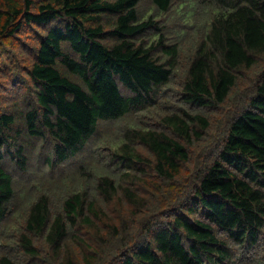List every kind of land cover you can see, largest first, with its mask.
<instances>
[{
  "label": "trees",
  "instance_id": "trees-1",
  "mask_svg": "<svg viewBox=\"0 0 264 264\" xmlns=\"http://www.w3.org/2000/svg\"><path fill=\"white\" fill-rule=\"evenodd\" d=\"M0 264H264V0H0Z\"/></svg>",
  "mask_w": 264,
  "mask_h": 264
},
{
  "label": "rangeland",
  "instance_id": "rangeland-1",
  "mask_svg": "<svg viewBox=\"0 0 264 264\" xmlns=\"http://www.w3.org/2000/svg\"><path fill=\"white\" fill-rule=\"evenodd\" d=\"M99 128H100V134L102 136L114 134L115 132V130L109 125L102 124L101 126H99ZM96 153L98 152L91 143L89 147H86L84 148V150H82L77 160L73 161L70 165L62 166L61 168H59V173H62L64 175L67 174L66 176L71 175L72 172L76 170V167L79 164H83V165L85 164V160H87L89 164L90 162H95L96 160L95 158L98 157V154ZM43 183L47 185L48 179L46 178V180ZM30 186H32V184L28 182V179L25 178L24 175L16 178L15 181L16 192L14 199L12 201V208L18 209L20 215L24 212V210L27 208L28 204L30 203V199H29L31 196V193L29 192ZM25 196H27V198H25ZM15 211L16 210H13V213H15ZM6 222L7 224H13V225L18 224L20 222L19 216L17 215V213H15L12 216H10ZM16 229L17 227L15 229L9 228L8 231L4 232V235H6L7 232H11L12 230H16Z\"/></svg>",
  "mask_w": 264,
  "mask_h": 264
}]
</instances>
